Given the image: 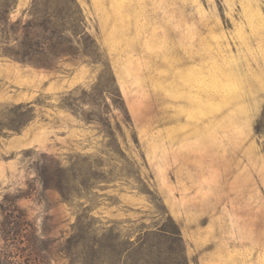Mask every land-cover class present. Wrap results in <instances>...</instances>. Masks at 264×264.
<instances>
[{
  "label": "rangeland",
  "instance_id": "rangeland-1",
  "mask_svg": "<svg viewBox=\"0 0 264 264\" xmlns=\"http://www.w3.org/2000/svg\"><path fill=\"white\" fill-rule=\"evenodd\" d=\"M5 1L0 264H264V0Z\"/></svg>",
  "mask_w": 264,
  "mask_h": 264
},
{
  "label": "trees",
  "instance_id": "trees-1",
  "mask_svg": "<svg viewBox=\"0 0 264 264\" xmlns=\"http://www.w3.org/2000/svg\"><path fill=\"white\" fill-rule=\"evenodd\" d=\"M5 1V0H3ZM10 1V0H8ZM72 3H76L75 0H70ZM4 3H7L5 1ZM4 3H1V5H4L2 10H7L8 6ZM0 5V6H1ZM57 13V12H56ZM50 17V16H49ZM43 33L42 38L44 40H49L47 39L48 36H51L55 33H58V37L62 38L64 41V36L62 35V29H59L54 27V24L51 25L50 28L48 26L42 27H36L33 31L29 33H25V41L22 43V45L19 46L18 50L14 51L11 54H7L6 52H3L2 54L10 56L20 62H34L35 56L36 55H48L51 54L52 56H55V58H61L63 56H66L68 53L67 48L63 47L62 44H64L62 41H60L55 47L48 46L49 48L44 49L43 46H41L38 42L39 41V34ZM66 41V40H65ZM68 42V41H67ZM34 118V113L33 109L29 107V105H23L19 104L15 106V108L11 111H9L7 116H0V135L5 134L6 132H19L23 127H25L32 119ZM173 230L169 231L167 228H160L156 232L151 233V236L154 239L160 240H166L165 242L168 243H176L178 245V249L180 250L179 252V257H177V264H187L186 260L184 257H182V252H183V247L181 246V237H180V231L178 230L177 226H173ZM145 243L142 242V244L139 245V249L144 248ZM138 249V250H139ZM123 250L122 252L127 251ZM171 250V254H176L177 249H169ZM137 264H147L146 262L140 263L138 262ZM175 264V263H174Z\"/></svg>",
  "mask_w": 264,
  "mask_h": 264
}]
</instances>
